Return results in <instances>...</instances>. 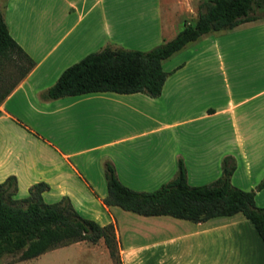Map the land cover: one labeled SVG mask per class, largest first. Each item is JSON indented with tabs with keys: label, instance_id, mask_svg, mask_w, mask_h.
Instances as JSON below:
<instances>
[{
	"label": "crops",
	"instance_id": "crops-1",
	"mask_svg": "<svg viewBox=\"0 0 264 264\" xmlns=\"http://www.w3.org/2000/svg\"><path fill=\"white\" fill-rule=\"evenodd\" d=\"M192 0H0L9 33L34 61H0V181L17 196L45 181L85 217L113 223L120 264H264V243L242 212L194 221L107 205L104 162L138 190L175 175L190 184L221 174L231 155L234 185L264 174V16L189 42L163 61L161 93L92 91L43 95L60 73L104 46L148 49L197 17ZM24 66L26 61H19ZM3 96V97H2ZM27 195V194H26ZM264 206V186L255 193Z\"/></svg>",
	"mask_w": 264,
	"mask_h": 264
},
{
	"label": "trees",
	"instance_id": "trees-1",
	"mask_svg": "<svg viewBox=\"0 0 264 264\" xmlns=\"http://www.w3.org/2000/svg\"><path fill=\"white\" fill-rule=\"evenodd\" d=\"M262 16L264 0H199L196 19L183 22L172 38L148 49L104 46L91 51L67 66L43 95L57 98L110 90L141 91L156 97L169 74L162 65L166 58L206 33ZM21 58L26 61L24 66L16 62ZM8 60L24 67L22 74L34 63L9 33L0 10V61ZM234 169V158L226 155L217 178L193 185L188 182L184 161L179 157L172 178L153 190H137L124 184L114 164L107 160V193L103 202L139 214H169L194 221L240 211L253 222L264 243V206L255 203L256 190L264 186V174L254 188L243 189L231 181ZM48 187L45 181H37L29 186L26 196L18 197L14 175L0 181V255L10 253L27 259L69 242H97L102 238L110 256L120 264L113 223L100 224L83 216L66 195L57 201H46L43 192Z\"/></svg>",
	"mask_w": 264,
	"mask_h": 264
},
{
	"label": "rangeland",
	"instance_id": "rangeland-1",
	"mask_svg": "<svg viewBox=\"0 0 264 264\" xmlns=\"http://www.w3.org/2000/svg\"><path fill=\"white\" fill-rule=\"evenodd\" d=\"M198 2L199 0H192L194 12H198ZM26 194L20 192L18 197H24ZM45 200L57 201L48 197ZM0 264H119V262L117 258L110 256L107 246L100 238L97 242L89 240L69 242L27 259H19L16 255L3 253L0 255Z\"/></svg>",
	"mask_w": 264,
	"mask_h": 264
}]
</instances>
